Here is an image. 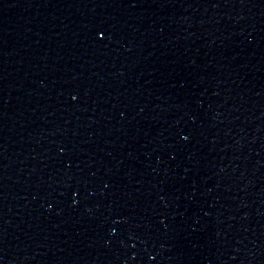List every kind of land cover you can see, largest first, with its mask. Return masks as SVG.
<instances>
[{
    "label": "water",
    "instance_id": "95a60500",
    "mask_svg": "<svg viewBox=\"0 0 264 264\" xmlns=\"http://www.w3.org/2000/svg\"><path fill=\"white\" fill-rule=\"evenodd\" d=\"M0 264H264V0H0Z\"/></svg>",
    "mask_w": 264,
    "mask_h": 264
}]
</instances>
